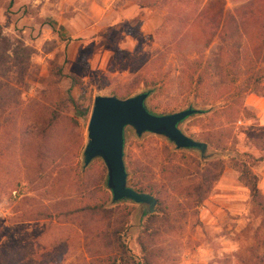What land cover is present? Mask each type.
<instances>
[{"label": "rangeland", "instance_id": "1", "mask_svg": "<svg viewBox=\"0 0 264 264\" xmlns=\"http://www.w3.org/2000/svg\"><path fill=\"white\" fill-rule=\"evenodd\" d=\"M195 1L200 6L208 0ZM222 4L223 12L235 18V9L244 0ZM167 15L168 5L159 2L144 8L136 0H0V98L15 103L7 110V122L0 119V264L90 263L77 222L34 218L30 213L42 208L50 213L74 210L84 201L82 189L87 191L84 197L100 196L102 159H93L91 177L82 184L65 171L70 161H83L89 115L81 113L88 108L90 114L95 94L125 98L129 89V96L146 91L142 81H153L155 90L145 102L153 114L189 105L202 109L188 91L179 56L190 59L200 53L188 46L180 50L179 36L173 37L166 26ZM236 34L229 56L241 63L245 39L239 29ZM126 37L136 42L131 52L120 47ZM17 41L26 51L14 54ZM223 46L216 32L203 49L211 75L209 95L226 86ZM27 56V62L21 63ZM59 100L64 102L62 115L75 118L78 128L74 133H53L52 145L60 156L41 169L31 157L35 150L31 141L43 127L45 109H55ZM235 108L189 117L179 128L195 140L210 139L206 154H213L205 158L235 151L258 156L251 133L264 135V98L248 93L239 110ZM75 142L82 144L80 150ZM169 142L152 133L137 136L131 127L124 130L126 170L141 172L153 191L167 193L169 214L155 243L162 258L153 264H264L263 216L253 210L237 173L226 166L207 197L199 204L189 203L176 190L191 179L193 161L204 159L194 149L174 151ZM252 171L264 194V161L254 163ZM112 203L132 207L125 239L138 253L135 239L148 214L141 217L140 206L128 200Z\"/></svg>", "mask_w": 264, "mask_h": 264}, {"label": "trees", "instance_id": "2", "mask_svg": "<svg viewBox=\"0 0 264 264\" xmlns=\"http://www.w3.org/2000/svg\"><path fill=\"white\" fill-rule=\"evenodd\" d=\"M136 1L139 6L144 8L152 7L158 2L164 6L168 5L166 26L173 31V37L179 36L176 43L180 50H184L188 46L200 53L198 57L190 59L181 53L179 55L182 61L181 73L187 83L188 91L194 103L202 106L200 113L189 117L212 114L223 108L236 107L235 110L238 111L239 105H242L243 98L248 93H260L264 98V0H244V4L235 9V18L229 11L223 12V0H208L200 6H196L195 0ZM236 29L240 30L241 36L245 39L241 63L236 61L234 63L229 56V51L234 48L233 43L236 41V37L238 38L237 34L234 35ZM1 32L0 27V39ZM216 32L219 33L224 43L221 52V71L226 86L209 95L207 92L211 75L209 64L204 59L203 49L209 45ZM17 44L20 45L19 47L16 45L14 54L26 51V47L22 46L20 41H17ZM26 59L28 60V56L25 57V60H19L24 63L27 62ZM60 71V69L57 70L58 73ZM241 76L244 77L240 79ZM142 82L148 96L151 95L155 90L156 83L153 81L151 83ZM130 94L131 89L126 91L125 97ZM218 102H222V104ZM11 104L15 103L9 102L4 96L0 98V119H4V122H7L9 114L7 110L11 108ZM63 106L64 102L59 100L55 104V109L52 107L45 109L42 120L43 127L35 136L37 138L31 141L35 148L31 157L33 156L37 166L41 169L45 164L53 162V158L60 156V153L52 145L53 133L57 134L63 130L69 134L76 132L78 128L75 118L62 115L60 111ZM243 110L245 111V109ZM81 114L84 117L89 115L88 108ZM182 122L178 124V127ZM251 135L255 136L254 142L259 151L258 156L235 151L231 155L220 156L219 153H216L212 158H203V163L200 160H194L193 172L188 173L191 179L177 188V193L187 198L189 203L199 204L207 197L213 184L227 166L237 173L238 182L248 191L253 210L259 212L264 220V194L258 186L257 175L252 171L254 163L264 161V135L254 133ZM203 141L209 145L210 139L206 137ZM27 143L28 141L25 139L23 144ZM169 143L173 145V143ZM81 147L82 144L80 146L79 142H75V148L80 150ZM173 149L174 151L180 150L176 149L174 145ZM75 155L78 156V152ZM93 168L94 160L86 168L83 167V161L74 163L70 161L65 166V171L71 174V179L82 184L85 179L91 177ZM99 168H101V176L99 175L97 184H99L100 196L97 200L88 196L84 197L87 191L82 189L84 201L74 210L67 209L50 213L42 208L31 212V216L47 219L63 217L73 223L77 222L85 235V246L91 257L89 264H153L160 260L162 250L155 243L161 234L160 224L166 222L169 214V205L166 201L167 193L163 189L153 191L152 185L144 183L141 172L137 175L136 173L139 172L132 169L128 170L129 172L126 170L127 184L130 187L139 192L151 193L157 199L155 212L146 216L144 226L138 231L135 239L138 253H135L130 249L125 239L126 230L130 226L129 218L132 207L126 203H112L110 193L106 188V168L103 163ZM78 187L81 186L78 185Z\"/></svg>", "mask_w": 264, "mask_h": 264}, {"label": "water", "instance_id": "3", "mask_svg": "<svg viewBox=\"0 0 264 264\" xmlns=\"http://www.w3.org/2000/svg\"><path fill=\"white\" fill-rule=\"evenodd\" d=\"M146 91L120 98L116 95L95 94L90 110L86 142L82 150L83 166L95 159H102L106 167V187L113 202L128 200L140 206L141 217L155 212L157 199L150 193L139 192L127 184V172L123 160L124 130L131 127L137 136L152 133L167 138L176 149H195L201 158L207 144L185 135L178 124L187 117L200 113L201 109L187 108L157 115L148 111Z\"/></svg>", "mask_w": 264, "mask_h": 264}, {"label": "clouds", "instance_id": "4", "mask_svg": "<svg viewBox=\"0 0 264 264\" xmlns=\"http://www.w3.org/2000/svg\"><path fill=\"white\" fill-rule=\"evenodd\" d=\"M135 44L136 42L133 39H131L130 37H126V42L122 43L120 47L122 49L126 48L129 52H131L135 48Z\"/></svg>", "mask_w": 264, "mask_h": 264}, {"label": "crops", "instance_id": "5", "mask_svg": "<svg viewBox=\"0 0 264 264\" xmlns=\"http://www.w3.org/2000/svg\"><path fill=\"white\" fill-rule=\"evenodd\" d=\"M258 186H259V184H258ZM260 188V187H259Z\"/></svg>", "mask_w": 264, "mask_h": 264}]
</instances>
